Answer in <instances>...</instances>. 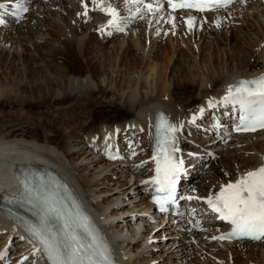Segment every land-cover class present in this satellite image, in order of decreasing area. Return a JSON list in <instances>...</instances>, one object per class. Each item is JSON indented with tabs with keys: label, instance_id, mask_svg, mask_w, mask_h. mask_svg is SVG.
Masks as SVG:
<instances>
[{
	"label": "bare ground",
	"instance_id": "bare-ground-1",
	"mask_svg": "<svg viewBox=\"0 0 264 264\" xmlns=\"http://www.w3.org/2000/svg\"><path fill=\"white\" fill-rule=\"evenodd\" d=\"M3 1L5 0H0V2ZM103 1L106 3L110 2V0ZM119 1L120 0L117 2ZM65 2L66 3L63 5L66 12L62 11L60 13L61 18L59 16L62 21L53 18L54 21H56L52 25L49 24L51 27L46 25L47 22H50L48 17L50 13H48V10L45 8L30 12L26 15L25 20L22 19L13 23L11 27L0 30V68L7 69L6 72H4L3 78H1L0 75L2 79L0 80V85L1 87L3 86V88H0V95H2L5 101L9 100L10 103L23 105L25 102L29 101H26L23 95H30L36 98L35 100L39 103L44 104L54 98L56 102L54 103L55 105H53V103L50 105L56 107L55 110H57V115L60 114V116H62L61 113L69 114L72 112L79 116L84 113L82 118L83 121L85 118L103 109L108 104L110 105L114 101L123 99V110L126 114H130L131 118L128 121L120 122V124L124 127L128 124H136L137 128L131 133L136 134V136L143 134L146 141L149 139V152L151 153L154 147L153 126L158 110H163L171 123L179 127L184 125L186 134L187 128H189L191 133L196 135L199 130L187 124L188 122L186 119L200 104L204 103V100H207L211 94L222 92L224 87L238 77L253 76L264 70V0H251V2L250 0H242L232 8L230 11L232 14L236 15L233 22H237V25L229 26V28H227V23L222 20V13H212V22L215 24L212 27L213 31L210 32H213L216 36L226 33V38H224L226 48L224 51L222 50V55H220L221 51L218 49V46H212L210 43L205 46H200L201 49L199 48L197 41L200 39V35L198 38L197 35L200 33L199 28L201 26H198L197 32H195L196 30L193 28L196 36H194V39L190 37L186 42L187 49H183L181 53H176V49L174 50L175 43L177 42L178 45L179 42L177 38H183L184 31H187L183 27L181 20H178L179 16L189 17L188 19L194 18L192 19V23L197 25L200 15L194 12L185 11L178 13L179 16H176L175 14H168L164 11L160 3L153 2L154 6L152 10H148L142 6L139 7L141 9L139 21L134 26L128 27L130 28L128 33H125V35H118L114 38L103 35V39L100 40L101 44L94 45L91 43L93 42L91 39L96 37L92 38L96 29L107 22L108 16L106 13L96 11L95 6L97 3H94L93 0H67ZM126 2L127 0H123L122 3ZM57 3L58 2H55L53 4L55 5ZM85 4L87 8H85ZM118 6L120 7V5ZM56 8L57 11H59V7L57 6H52L51 11H56ZM157 8L160 9L156 10ZM235 8L236 11H234ZM85 12H87L86 15ZM133 12L135 11H131L130 13ZM42 14H44V16L40 18ZM202 28H204V26ZM43 29L44 31L42 33L39 32ZM161 30L167 31L164 37L162 36L164 31L162 33L159 32ZM32 32H34V34L31 36L30 33ZM181 32L183 35H180ZM24 34L25 36L28 34V38L32 39H34L35 34H37V42L39 39H45L46 44L39 45L36 43L35 48L38 52L37 55L28 53L20 55L16 51L11 54L12 49L14 47L16 48L14 45L18 44L17 46H19V43L21 44L24 39L27 40L23 38L22 35ZM159 35L164 38V41L166 40V42L162 41V45H160L162 42H159V40L157 41ZM97 39L95 38L94 40L97 41ZM107 41L111 42L113 45L108 46L109 44H107L108 47H105L103 42ZM167 42H169V44ZM47 44L49 47L46 49L43 46ZM155 48L161 49L162 52H155ZM196 49L202 50V53L204 52L198 60L191 55L192 53L194 55L196 54ZM120 51L123 52L120 53ZM131 51H138L141 54L139 62L136 57L133 59L127 56L128 52ZM99 53L101 54L99 55ZM144 57H146V63L141 70L142 76L140 79L141 82H144V88H148L146 94H143L141 91L139 93L136 78L131 75V73H133V67L139 69ZM253 57L255 58L254 63L251 62ZM81 60L83 61L81 62ZM171 60H173V64L169 70L168 68ZM39 61H44L48 70L55 74V78L51 79L46 73L47 78L45 84L31 79L34 77V72L37 70L44 71V69H42L43 67L41 68L40 65H38ZM117 61H119V64H125L126 70L124 72L120 71L115 77L110 74L103 78L98 77L101 76L100 72L101 69H103L100 62L103 64L107 63L108 66L112 68L116 67L118 64ZM20 64L25 66L22 74L25 71L27 78L30 79L29 82L31 86L26 84V86H24V84L22 85L23 76L15 69L16 65L20 66ZM45 71L47 72V69ZM104 75L105 74H103V76ZM100 81L107 83L109 88H102ZM149 83L153 84V87H148L147 85H149ZM96 87H98V91H96L97 89L95 90ZM86 90L90 93V97L84 94ZM99 91L103 92V94H109L110 98L107 97L108 99L105 100L106 103L98 101L101 99H98L99 95L96 96V93ZM177 94L182 95L178 96ZM159 95H168L169 99L167 101L162 100L158 98ZM92 96L98 98L93 100L91 99ZM93 103L98 104H95V109H91V113H89L88 110L85 111L92 106ZM80 107H84V110L83 112L77 113ZM71 118L72 116L69 119ZM148 124H151V126L148 127ZM112 126L111 124L102 125L98 131L89 129L85 136L83 135L81 138H78V135L74 136L73 132L71 133L68 131L69 133L63 134L64 137H67V140L61 142V145H58L60 150L58 153L57 150L53 148L54 146H52V144L47 141L41 143L36 138L33 140L25 137H15L11 139L0 138V159L3 157L10 160V164L7 165L8 170L5 171V163H3L4 161H0V203H2L1 198L3 191L6 189L9 191L10 195H16L18 192L20 183L14 181L12 184L10 173L13 172L14 167H21L18 162L24 161L28 151L34 150L38 153L36 160L46 163L47 165H43L37 161L30 162V164L33 167L41 168L42 166H54L56 168L59 167L61 171L63 170L69 179L77 186L80 194L89 207L94 211L98 210L99 212L97 211V214L104 217L101 218L102 223L109 229L110 233L115 235V244L122 249L120 258L127 264H155L157 261L155 259H159L161 256V254L157 256L155 249L164 247L166 248L165 252H167V250L170 248L172 249L173 246H175L172 249L173 252H170V255H168L169 257L163 259V264H264L258 261L260 258L257 259L256 257V255L260 254V257L264 261L263 243H250L244 241L226 243L224 244L226 251L222 249L224 247L220 248V251H218L219 246L216 243H211L207 238H204L203 234H206V232L200 233L195 229H189V233L187 231L181 232L180 230L177 231V226H175L174 230L168 229L165 231L167 228H159L160 225L154 224V226L149 229L148 234H143L142 223L145 220L144 217L140 219L141 222L134 226V231L138 234V239L140 238L143 241L147 239L148 241L146 240L141 244L142 248L140 247L141 245L133 247L131 243H128V245L133 247L132 250L127 247L128 245L125 246V239L120 229L129 228L131 225L128 223V226H124L126 224L124 222L115 225V221L118 217H122L121 215L125 213L122 210L123 208H121V204L120 206H115L114 203L118 201H115L114 198L110 201L105 199L95 201L91 199L89 197L90 193L95 190L94 187L97 185H93L94 183L91 184L92 181L86 177L85 173L87 167L79 168L78 165H74V162L78 163L79 157L82 158V163L85 159L84 155L87 154L88 156L92 155L90 162H88L90 166L93 162H104V156L98 151V148L107 140L108 133H111ZM141 126H144L146 130L143 133H140ZM77 127L78 125L76 124L72 131H78L79 129H77ZM96 135H98L99 138H96ZM147 135H149V137ZM254 135L257 138H261L264 136V131L257 134L237 135L236 139L230 144H239L244 141L248 142V139ZM72 137L73 141L68 140V138ZM174 137L176 143L180 142L182 147L193 149L194 151L200 150V147L204 145V143L194 138H179L176 134ZM253 139H255V137L249 139L252 140L251 144L243 148L245 151L250 149H254L253 151L256 150V155L246 156L247 154L245 155V153L241 154V148L229 150V152L225 154L226 156L222 155L220 160L213 165L212 175L204 177V180L210 179L209 185H219L225 181L236 178L239 173L243 174L245 171L260 166L262 158H264V140L262 139V143H255L257 140L254 141ZM194 142L200 144L196 146ZM80 143H82V145L78 146ZM75 146L78 147L75 148ZM206 146L211 148L218 146L217 148H219L217 144H208ZM85 164H87V162ZM114 165L117 164H105L103 168L101 167V170L111 169ZM32 166L30 167L32 168ZM7 171H9V173H7ZM128 173L129 176H131V174L135 175L132 180L134 177L140 176L139 171L133 168H129ZM100 174L101 173L96 175V173H94V175H96L95 177H99ZM133 182L134 185L135 182H139V180ZM137 184L136 186L138 187ZM198 187L201 191L210 188L203 180L199 183ZM145 191V185L139 188V193L146 195ZM102 192L98 193L101 194ZM93 195L91 194V196ZM144 200V202H146L144 207H146L147 199ZM112 204H114V206ZM118 209L123 212L112 218L110 215H113V211L117 212ZM203 213L206 212L203 211ZM134 219H136L137 222V216L130 218L129 221L131 224H135ZM205 220L210 229L221 225V222L218 221L216 216L212 213H208ZM184 222L181 223V226H184L186 223ZM3 229L9 231V236H14L12 243L17 245V249L14 251L15 254L29 248H31L32 251H36L32 241L29 244H25L19 239V236H22L19 233V229L0 210V230L2 231ZM158 230L162 232H158ZM170 230L172 234L174 233L173 236H176V239L167 237V241H160V238L166 235L165 233ZM207 235L209 236L208 232ZM188 240L191 242H188ZM198 240L199 242H197ZM246 244H249V246ZM3 245L4 243L2 246ZM140 248L141 250L139 251ZM1 249L2 247H0V250ZM134 250H137V252L134 253ZM38 254L41 255V252L39 251ZM208 255L209 258L207 257ZM158 263L162 264L160 261Z\"/></svg>",
	"mask_w": 264,
	"mask_h": 264
},
{
	"label": "snow or ice",
	"instance_id": "snow-or-ice-1",
	"mask_svg": "<svg viewBox=\"0 0 264 264\" xmlns=\"http://www.w3.org/2000/svg\"><path fill=\"white\" fill-rule=\"evenodd\" d=\"M93 2L97 3V0ZM127 2L140 5L143 0H127ZM168 2L171 4L172 0ZM230 2L231 0H193L191 3L172 6L205 10L206 7L215 4ZM145 7L148 10L153 9L151 4H146ZM85 8H87L86 4ZM0 10H2L0 17L11 10L12 15L22 18L29 10L28 0H5L0 2ZM100 10L110 15L108 25L119 31L124 30L121 27L123 18L118 9L112 7L110 3L105 7L103 0H100ZM140 11L141 9L137 7L133 15H138ZM192 19L194 18L189 19V26ZM4 22V19L0 18V24ZM224 102L239 105L243 112L240 117L241 124L237 127L238 131H255L257 127L264 128V76L240 81L238 85L230 86ZM158 128L156 148L158 154H164V164L162 167L157 156L153 157L157 161L153 182L168 193L167 199H171L175 191L177 175L182 168V161L176 162L171 155L178 150L174 147V133L177 128L162 115ZM22 184L26 189L28 203L37 207L41 215L40 224L32 225L29 230L42 246L51 264H113L110 250L97 234V230L91 226L88 217L78 210L68 208L63 201L54 198L29 179H23ZM154 200L163 210L164 201L157 197H154ZM207 202L214 211L221 214L223 219L234 225L229 236H250L255 239L264 236V166L248 171L234 183L230 182L222 186L219 194L215 198L209 197ZM36 251L41 249L36 248Z\"/></svg>",
	"mask_w": 264,
	"mask_h": 264
},
{
	"label": "rangeland",
	"instance_id": "rangeland-1",
	"mask_svg": "<svg viewBox=\"0 0 264 264\" xmlns=\"http://www.w3.org/2000/svg\"><path fill=\"white\" fill-rule=\"evenodd\" d=\"M65 1H67V0H38V1H36L37 3L36 2L34 3V5H35V9H38V10L40 9L41 10V9H45L46 8L48 10V13H50V14H48V17H49L50 22H47L46 25L48 27H51V25L56 20L62 21L60 19L61 18L60 13L62 11L66 12V9H65V7L63 5L64 3H66ZM55 2H58V3L54 5L53 3H55ZM250 2H251V0H250ZM52 6L59 7L58 8L59 11H57V8L55 9L56 11H51L52 10ZM239 9H241V8H239ZM239 9H237V10H239ZM41 16L43 17L44 14L40 15V18H42ZM59 16H60V18H59ZM53 18L56 19V20L54 21ZM228 19H230V18H228V17L225 18V21H228ZM49 24H51V25H49ZM206 24H207V27H205V28H202L203 26H201L199 24V27L201 26L199 28V30H200L199 32L200 33H198V35H197V38L200 35V39L197 41L198 42V45H199V48L201 49L200 46H202V45L205 46V45H207V44L210 43L212 46H216V47L218 46V49H220V51H221L220 55H222L223 54V51L226 48L225 39H224V38H226V33L216 36V34H213V32H210V31H213L212 30V25H210L208 23H206ZM230 25H233V23L231 22ZM235 25H237V22H236ZM227 28H229V24L227 25ZM187 29H188V33L187 32L186 33L184 32V35H183V33L181 32V34H180V35H183L184 36L183 38L182 37H178L177 38L178 41H179L178 42V45H177V42L175 43L176 45H174V50L176 49V53H181L183 49H187L186 42L189 40L190 37L194 39V36H196V33L195 32H197L198 27L197 26L194 27V29L196 30L195 32H194V29L193 28H192V30L189 27ZM204 30H206V31H204ZM43 31H44V29L43 30H40L39 32L42 33ZM161 31L162 32L164 31L163 33L160 32V33H162V36L164 37L165 34L167 33V31L166 30H161ZM189 31L191 33H193V34H191ZM203 31H204V33H203ZM98 32L96 31L97 34L93 32L94 34H93V37L92 38H94L96 36L95 38L96 39L97 38L99 39V40L97 39V41H99V42H97L96 40H94L95 38L94 39H91L93 41L91 43H93L94 45L101 44L100 43V40L103 39V38H101L100 33L98 35ZM201 33H203V34H201ZM32 34H34V32L30 33L31 36H32ZM123 35H125V34H123ZM22 36H23V38H26L27 40L24 39L21 42V44L19 43V46H17L18 44L17 45H14V46H16V48L13 46L14 48L12 49V51H11L12 53L11 54H13L16 51L20 55H22L23 53H26V54L27 53L28 54H36L37 55L38 52H37V50L35 48L36 47L35 46L36 43L39 44V45L46 44L45 39H39V41L37 42V38H36L37 37V34H35V36H34L35 38L34 39L28 38V34H26L27 37L25 36V34L22 35ZM162 36L160 37V35H159L160 38L158 37L157 41L158 40H159V42L164 41L163 40L164 38ZM107 42H103L105 47H108V46L113 45L111 42H109V41H107ZM164 42H166V40ZM167 43L169 44V42H167ZM107 44H109V45L107 46ZM162 44H163V42L160 45H162ZM125 45H126V43H125ZM43 47L47 49L49 47V45L47 44V45H44ZM155 49L157 50V51L155 50V52H157V53H161L162 52V50L159 49V48H155ZM200 49H198V50L196 49V51H197L196 54L197 55L196 54L194 55L193 53L191 54L193 58H197V60L199 58H201L200 56H202V54L204 52L202 53L201 52L202 50H200ZM121 52H123V51H120V53ZM134 52L133 51L128 52L127 56L129 58L132 57L133 59H134V57H136L138 59V62H139L140 61V58L139 57H141L140 56L141 54L138 51L135 52V54H134ZM100 54L101 53H99V55ZM251 60L250 61L252 63H254L255 58L253 57ZM82 61L83 60H81V62ZM118 62L119 61H117V63ZM172 62H173V60H171L170 63H169V65H170L169 68H168L169 70H170V68H171V66L173 64ZM145 63H146V57H144L143 62H141V65H140L139 69L138 68L135 69L133 67V71H132L133 73H131L132 77L134 76L136 78V82H137L136 84H137V88L139 89V93L141 91L143 94H146V91L148 90V88L147 89L144 88V86H143L144 85V82H141V79H140L141 76H142V71L141 70L144 68V64ZM38 65H40L41 68L43 67L42 69H44V71L47 69V72L46 71L44 72V71L37 70L36 72H34V77L31 78L32 80L37 81V82H42L43 84H45V81H46V78H47L46 73H47V75L51 79L55 78L54 77L55 74L52 73L50 70H48V68L45 66V62L44 61H41V62L39 61L38 62ZM100 65L102 66L103 69H101V72H100L101 76H98V77H101V78L106 77L109 74L111 76L113 75L115 77L117 75V73H119L120 71H123L124 72L126 70L125 69L126 67H125V64L124 63H121V64L118 63L116 65V67H112V68L109 67L107 63H104L103 64V63L100 62ZM24 67L25 66H23V65L20 64V66H17L16 65V68L15 69H16V71H19L20 74H22V71H23ZM113 69H114V71H113ZM137 69H138V73H137ZM6 70H7L6 68H0L1 78H3L4 72H6ZM169 70H168V72H169ZM103 74H105V75L103 76ZM22 76H23L22 85L24 84V86H26V85L31 86V84L29 82L30 79L27 78V76L25 74V71L22 74ZM1 78H0V80H2ZM100 83L102 84L101 85L102 88L103 87L109 88L107 86V83H104L102 81H100ZM147 86L148 87H150V86L153 87V84L149 83V85H147ZM0 88H3V86L1 87V85H0ZM95 90L98 91V87H96ZM82 92H84V91H82ZM84 94L87 95V97H90V93L87 90H86V92ZM98 95H99V98L92 96L91 99L96 100L97 98L98 99L101 98L98 101L101 102V103H103V102L106 103L105 100H107L108 98H110V96H109L108 93H104L103 94V92H101V91H99V92L96 93V96H98ZM181 95H178V96H181ZM23 96H24V98H25L26 101L27 100H29V101L25 102L23 105H19V104H15V103H10L9 100L8 101H5V99L2 98V95H0V138L3 137V138L11 139V138H15V137H25L27 139H30L31 138V140H33V139L36 138L41 143L47 141L48 143L52 144V146H54L53 148H55L57 150V153H58V151L60 152L58 145H61L60 144L61 142L67 140V137H64L63 134H67L69 132H71V133L73 132L74 133L73 134L74 136H77L78 135L77 137L78 138H81V137H83V135L85 136V134L87 133V131L89 129L90 130L92 129L94 131V129L98 127L97 130H95V131H98V130H100V127L102 125H105V124H111V125H113V123H117V122L120 123L119 121H122V122L128 121L131 118V115L130 114H126L124 112V110H123V105H122L123 104V99L122 100H118V101H114L110 105L108 104L109 106L107 105L106 107H104L103 109L99 110L98 112L96 111L95 113H93L92 115L88 116L87 118H85L82 121V118L84 116V113L83 114H80L79 116L76 113L73 114L72 112H70L71 114L70 113L69 114L68 113H61L62 116H60V114L57 115V110H55L56 107L55 106L53 107V106L50 105L52 103H53V105H55L54 103H56V102L54 101V98H52L53 100L52 99L49 100L48 103H44L43 104V103H39L38 101H36L35 100L36 98H34L33 96H30V95H23ZM139 96H140V94H139ZM164 97L165 98L168 97V99H169V96L168 95H165V96H160L159 95L158 98L167 101L168 99H164ZM170 99H171V97H170ZM95 104L96 103H93V105L90 106L89 108H87L85 111L88 110V112L91 113V109L92 110L95 109V106L98 105V104H96V105ZM83 110H84V107H80L78 109L77 113L83 112ZM127 115H128V118H126ZM71 116H72V118L69 119ZM74 116H76V117H74ZM77 117H79V118H77ZM67 119H69L71 121H69ZM75 123L78 125L77 129H79V130L78 131L76 130L74 132L72 130H73L74 126L76 125ZM83 125H84V127H83ZM72 139H73V137L72 138H68V140L73 141ZM262 139L264 140V136L261 137V138L260 137L259 138L255 137V139H253V140L254 141L257 140L255 143H262V141H263ZM250 141H252V140H250ZM248 144H249V142H247V143L246 142H243V144H241L239 146L241 148V146L243 147V146H246ZM81 145H82V143H80L78 146H81ZM78 146H75V148H77ZM227 149L224 148L222 150V153L224 155L228 152ZM232 149H235V147L233 145H232V147H231L230 150H232ZM241 149H242L241 150V154L242 153H245V155L247 154L246 156H251V155H255L256 154V151H253L254 149L253 150L250 149V150H247V151H245L243 148H241ZM84 156H85V159H84V161H82V163H81V159L82 158L79 157L80 160L78 159V163H75L74 162V165H78L79 168L87 167V171L85 173L86 177L89 180L92 181L91 184L94 183L93 185H97V186L94 187L95 190H93V192L90 193V196L89 197L91 199H94L95 201H97V200L98 201H101L102 199H105L107 201L108 200L110 201L113 198H114L115 201H118L119 204H118V202H116L117 204L114 203L115 206L116 205H119L120 206V204H121V208H123L122 210L125 212V213H123L124 216L121 217V219H123V220L122 221H119L118 224L124 222V223H126L124 226H128V223H129V225H131L129 227V229H123V230H121V231H124V232H122V235H123V237L125 239L124 245L127 246L128 243H131V246H133V247H136L138 245L140 246L147 239H145L144 241L141 240L140 238L138 239V234H136L135 233L136 231H134V226L136 225V223L135 224H131V222L129 221L130 218L133 215V216H137V220H138L137 222H139L140 219L143 217V216H140L139 217V215L142 213V210H143L144 205H146V202H144L145 200L144 201H143V199L140 200V197H139L140 193H139V188H138L139 186L138 187L136 186V184L138 182H135V184L133 185V183H134L133 182L134 179L132 180L133 175L132 176H129L128 171H126L129 168L125 169L127 165H124V166L121 165V168H122L121 171L118 170V169H113V167L111 169L109 168L110 170L109 169L101 170L105 166V164H108V163H105V162H102V163H96L95 162L94 163L93 162L92 163L93 166L92 165L90 166V164L88 162H90V159L92 158V155H89L90 157L88 156V154L87 155H84ZM86 160H88V161H86ZM86 162H87V164H85ZM123 168L125 170L124 172H123ZM98 171L101 174H100L99 177L98 176L95 177L97 174H99ZM94 173H96V175H94ZM206 180L207 179H205V180L203 179V182H205V183H208L209 182L210 183V179H209V181H206ZM95 191H97V192H95ZM98 192H102V193L100 194ZM91 194L92 195L94 194L93 195L94 197L91 196ZM114 204H112V205L114 206ZM123 211H120L118 209L117 212L113 211V213L114 214L117 213L116 215H118V214L122 213ZM113 217H115V216H112V218ZM153 226L154 225H152L151 227H150V225H147L145 227L142 226V228H143V234H148L149 229L152 228ZM2 231H1L0 235L2 234ZM132 231H134V232H132ZM165 231H166V229H165ZM6 232L8 233L9 231L7 230ZM158 232H162V231L158 230ZM165 234L166 235H163V237L160 238V241L163 240L162 242H165V241L168 240V238L176 239L175 238L176 236H173L174 233L172 234V231L171 230L170 231H167ZM2 235H1L0 238H4L5 237L4 235L3 236ZM8 235H10V234H8ZM135 240H138V242H134ZM156 240H155V242H156ZM0 241H2V240H0ZM141 241H142V243H141ZM0 245L2 247V243ZM246 245L249 246V244H246ZM131 246L128 245L127 247H129V249L132 250L133 247H131ZM167 246H169V245H167ZM140 247L142 248V245ZM174 247L175 246H173L172 249ZM141 248L139 249V251L141 250ZM172 249L170 248L169 250H167V252H165L166 248H164V247H160L159 249L156 248L155 249L156 250L155 252L157 253V256H158V254H161V256H160L159 259H155V260H158V261H156L155 264H159L158 263L159 261H160V263L163 264V259L169 257L168 255H170V252H173ZM133 252L135 253V252H137V250H134ZM256 257H257V259L260 258V259H258V261L264 263V261L260 257V254L259 255H256ZM3 263H5V261H3Z\"/></svg>",
	"mask_w": 264,
	"mask_h": 264
}]
</instances>
